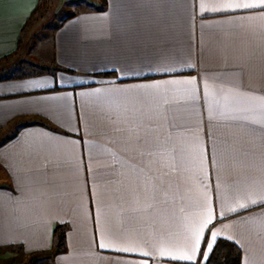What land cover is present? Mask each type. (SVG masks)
<instances>
[{"label": "crops", "instance_id": "crops-1", "mask_svg": "<svg viewBox=\"0 0 264 264\" xmlns=\"http://www.w3.org/2000/svg\"><path fill=\"white\" fill-rule=\"evenodd\" d=\"M234 2L257 0H103L32 43L40 68L18 75L4 62L40 0H0L5 254L207 264L226 239L264 264V10Z\"/></svg>", "mask_w": 264, "mask_h": 264}, {"label": "rangeland", "instance_id": "rangeland-1", "mask_svg": "<svg viewBox=\"0 0 264 264\" xmlns=\"http://www.w3.org/2000/svg\"><path fill=\"white\" fill-rule=\"evenodd\" d=\"M102 5L103 0H40V4L26 28L25 35L29 38L30 45L22 47L15 57L6 59L4 65L9 66L8 69L12 71L9 72L12 74L19 75L38 71L40 67L33 61L37 60V48L32 43L39 44L42 41L48 43L55 26L65 16L79 10L101 7ZM4 251L0 249V264H24L25 260L21 254H5Z\"/></svg>", "mask_w": 264, "mask_h": 264}, {"label": "trees", "instance_id": "trees-1", "mask_svg": "<svg viewBox=\"0 0 264 264\" xmlns=\"http://www.w3.org/2000/svg\"><path fill=\"white\" fill-rule=\"evenodd\" d=\"M105 74L109 75L110 73ZM64 237V226L58 225L54 231L53 253L65 250ZM207 264H241V251L234 243L226 239H219Z\"/></svg>", "mask_w": 264, "mask_h": 264}, {"label": "snow or ice", "instance_id": "snow-or-ice-1", "mask_svg": "<svg viewBox=\"0 0 264 264\" xmlns=\"http://www.w3.org/2000/svg\"><path fill=\"white\" fill-rule=\"evenodd\" d=\"M225 9H231V10H236V9H261L264 10V0H257V2H234V3H228L226 5H224ZM186 83H192V81H187ZM241 207H247V205H241ZM211 220V216L209 215L208 221L206 222H210ZM213 238H215V234L213 236ZM199 243V240L197 239V244ZM100 247H106V245L101 244ZM212 249V245L209 244L208 245V251H211ZM195 253H196V249L193 248L192 249V253L191 254H183L180 255L178 257H172L173 259H180V260H186V261H192L195 258ZM145 255H147V253H145ZM162 255H164V253H162ZM205 259H207V256L205 255L204 257Z\"/></svg>", "mask_w": 264, "mask_h": 264}]
</instances>
